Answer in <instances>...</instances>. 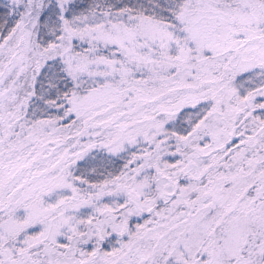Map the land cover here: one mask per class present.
<instances>
[{
	"label": "snow or ice",
	"instance_id": "obj_1",
	"mask_svg": "<svg viewBox=\"0 0 264 264\" xmlns=\"http://www.w3.org/2000/svg\"><path fill=\"white\" fill-rule=\"evenodd\" d=\"M0 264H264V0H0Z\"/></svg>",
	"mask_w": 264,
	"mask_h": 264
}]
</instances>
